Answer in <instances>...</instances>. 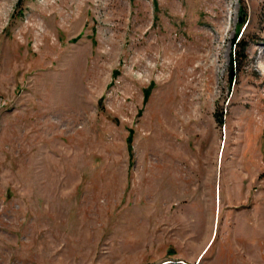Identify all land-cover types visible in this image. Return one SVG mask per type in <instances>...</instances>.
I'll return each mask as SVG.
<instances>
[{"label": "rangeland", "instance_id": "1", "mask_svg": "<svg viewBox=\"0 0 264 264\" xmlns=\"http://www.w3.org/2000/svg\"><path fill=\"white\" fill-rule=\"evenodd\" d=\"M0 264H264V0H0Z\"/></svg>", "mask_w": 264, "mask_h": 264}, {"label": "trees", "instance_id": "2", "mask_svg": "<svg viewBox=\"0 0 264 264\" xmlns=\"http://www.w3.org/2000/svg\"><path fill=\"white\" fill-rule=\"evenodd\" d=\"M240 41H241V40H239V41L236 43L237 46H238V44L240 43Z\"/></svg>", "mask_w": 264, "mask_h": 264}, {"label": "bare ground", "instance_id": "3", "mask_svg": "<svg viewBox=\"0 0 264 264\" xmlns=\"http://www.w3.org/2000/svg\"><path fill=\"white\" fill-rule=\"evenodd\" d=\"M155 69V68H154ZM153 73V72H152Z\"/></svg>", "mask_w": 264, "mask_h": 264}]
</instances>
